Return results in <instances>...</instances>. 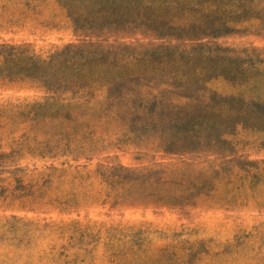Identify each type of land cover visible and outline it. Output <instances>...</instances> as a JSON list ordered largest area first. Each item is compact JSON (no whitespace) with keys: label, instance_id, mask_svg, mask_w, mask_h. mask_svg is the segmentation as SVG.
<instances>
[{"label":"rangeland","instance_id":"obj_1","mask_svg":"<svg viewBox=\"0 0 264 264\" xmlns=\"http://www.w3.org/2000/svg\"><path fill=\"white\" fill-rule=\"evenodd\" d=\"M152 7L88 37L61 0H0V45L117 75L60 85L0 58V264H264V129L235 107L222 139L192 128L200 100L264 104V0Z\"/></svg>","mask_w":264,"mask_h":264},{"label":"trees","instance_id":"obj_2","mask_svg":"<svg viewBox=\"0 0 264 264\" xmlns=\"http://www.w3.org/2000/svg\"><path fill=\"white\" fill-rule=\"evenodd\" d=\"M156 0H61L64 7L69 13V17L72 20L74 30L76 32H82L92 36L94 29L103 30L110 25L125 26L130 28L140 29L141 27L150 26L152 20L149 19L148 12L153 10L152 3ZM167 1V0H166ZM217 1V0H210ZM237 4L242 0H231ZM131 3L136 5H143L139 9H135L140 13L143 19H132L125 15L122 10L127 11L131 9ZM124 7H120V5ZM118 12V13H115ZM121 12V13H120ZM193 29V28H191ZM95 37V36H93ZM74 46L63 47L61 50L56 51L46 59L36 56L28 51L25 47H15L7 44L0 45V58L5 64H14V68H19L21 71H30L32 74H39L41 78L56 77V81L60 84L76 85L73 82L75 78H85L86 83L92 82L88 77L91 74H95L93 69H99L100 74L96 80L108 81L110 79L117 78L115 70L111 62L100 61L96 63L94 59L98 57L93 53H78L81 49ZM103 62V63H102ZM107 62V63H106ZM221 64V63H218ZM221 71H214L218 76L221 75ZM209 101L212 104H205L200 100L199 108H201L207 115L198 114L200 119H195V123L192 128H204L206 132L214 131L218 134L216 140L222 139L225 132L221 131L224 123L221 119L227 110L232 111V108H239V121L236 124L246 125L249 124L254 128L264 129V104L261 103H244L237 101L235 97H209ZM42 106L39 104L38 107ZM212 117H214L215 120ZM178 142L184 140L181 134L177 133ZM185 135V134H182Z\"/></svg>","mask_w":264,"mask_h":264}]
</instances>
